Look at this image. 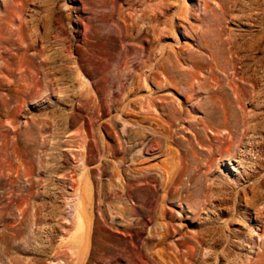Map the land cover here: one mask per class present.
<instances>
[{"label": "rangeland", "instance_id": "obj_1", "mask_svg": "<svg viewBox=\"0 0 264 264\" xmlns=\"http://www.w3.org/2000/svg\"><path fill=\"white\" fill-rule=\"evenodd\" d=\"M0 264H264V0H0Z\"/></svg>", "mask_w": 264, "mask_h": 264}, {"label": "bare ground", "instance_id": "obj_2", "mask_svg": "<svg viewBox=\"0 0 264 264\" xmlns=\"http://www.w3.org/2000/svg\"><path fill=\"white\" fill-rule=\"evenodd\" d=\"M200 87V86H199ZM210 91V90H209ZM208 103V102H207ZM199 106H202V104H200ZM156 113V112H155ZM152 116V114H151ZM160 116V115H159ZM154 119L156 120L157 124H159L160 126L162 125V130L164 133L165 137H171L173 134H171L172 128H171V124L169 122H167L166 120L163 119V117H158L155 116ZM161 128V127H160ZM160 131V130H159ZM160 133V132H159ZM162 133V134H163ZM190 139V138H189ZM158 140V139H157ZM161 142H162V138H161ZM171 146V145H170ZM164 147V146H163ZM171 147H167V154L169 155L168 160L166 161L165 164H167L168 168H171V171H173L175 169V166L178 163V160L176 159V155H175V149H174V145ZM178 152V150H176ZM166 154V155H167ZM179 154V153H178ZM178 156V155H177ZM178 168V166H177ZM177 171V170H176Z\"/></svg>", "mask_w": 264, "mask_h": 264}]
</instances>
